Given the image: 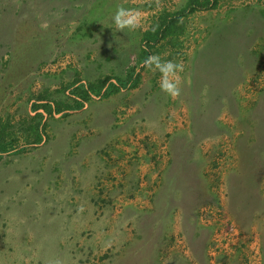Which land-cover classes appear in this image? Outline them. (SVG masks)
<instances>
[{
  "label": "rangeland",
  "instance_id": "1",
  "mask_svg": "<svg viewBox=\"0 0 264 264\" xmlns=\"http://www.w3.org/2000/svg\"><path fill=\"white\" fill-rule=\"evenodd\" d=\"M57 260L264 264V0H0V264Z\"/></svg>",
  "mask_w": 264,
  "mask_h": 264
},
{
  "label": "clouds",
  "instance_id": "2",
  "mask_svg": "<svg viewBox=\"0 0 264 264\" xmlns=\"http://www.w3.org/2000/svg\"><path fill=\"white\" fill-rule=\"evenodd\" d=\"M112 23L116 31L136 30L141 27V15L137 10L126 8L122 4L117 5L112 16ZM41 27L46 28L47 24H42ZM142 66L152 72L160 73L158 83L161 91L172 98L181 94L183 81L180 74L184 71L182 62L163 59L158 54H151L146 57ZM54 264H61V261L57 260Z\"/></svg>",
  "mask_w": 264,
  "mask_h": 264
}]
</instances>
